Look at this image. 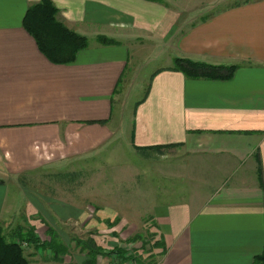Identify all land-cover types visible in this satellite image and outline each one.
Segmentation results:
<instances>
[{
    "label": "crops",
    "instance_id": "0c3cea01",
    "mask_svg": "<svg viewBox=\"0 0 264 264\" xmlns=\"http://www.w3.org/2000/svg\"><path fill=\"white\" fill-rule=\"evenodd\" d=\"M39 1L0 0V226L21 214L70 218L72 209L91 211L80 204L88 198L53 203L33 199L24 187L72 194V161L100 152L123 156L120 85L130 63L145 65L147 56L157 68L124 145L152 161L175 147L178 157L170 156L191 162L193 186L173 184L185 166L154 165L155 181H145L159 244L155 264H253L264 246V0H49L57 20L88 40L69 64L51 63L22 27ZM214 8L221 10L204 14ZM100 36L116 43L101 45ZM175 58L238 68L227 81L189 79L172 70ZM128 164H116L124 173H115L111 185L140 177ZM165 181L178 197L159 200L153 185ZM118 204L100 203L95 216L113 221ZM136 205L129 203L131 211ZM114 228L103 225L91 238L104 250L124 249L129 236L116 237ZM27 251L30 264L63 263L48 251Z\"/></svg>",
    "mask_w": 264,
    "mask_h": 264
},
{
    "label": "rangeland",
    "instance_id": "374dc122",
    "mask_svg": "<svg viewBox=\"0 0 264 264\" xmlns=\"http://www.w3.org/2000/svg\"><path fill=\"white\" fill-rule=\"evenodd\" d=\"M232 1L235 2L236 0ZM232 1H230V3H232ZM239 1L240 0H237L235 3ZM220 10L221 8L209 9L204 14H214ZM199 11L201 13L203 12L202 9ZM204 14H199V17L205 18V16H202ZM144 58L146 60V64L142 66L139 65L140 67H138V65H135L136 62L130 63L125 74V82L122 81L123 83L120 85L121 88L119 87L123 94L124 102V106L120 108V111L125 117V121L122 129L123 133L121 132V136H119L120 140L118 145H122V148L124 149L123 156L117 153H114L111 156L108 152H100L95 154H87V156L89 157L85 160L76 159L72 161V183L73 181H76V183L72 184V191H74L72 192V194L61 193L52 197L53 194L51 192L46 189L37 187V185H25L24 187L26 188V191L28 190L29 193L33 196V199H41V197H46V200L48 202L53 203L57 199L61 200V202H65V204H68L69 202L75 204V202L73 201L74 197L75 199L88 198L90 201L80 202V204L92 206V208H90L91 211H89V209L87 211L86 216H88L86 217L79 213V209H72V216L70 218L57 217L53 213H50V216L43 214V216L37 215L36 217H26L25 215L21 214L19 216H15L10 222L0 226L2 234L7 238V240H11V236L13 238V234L17 227L26 229L28 227H34L36 229V234L39 235V237L45 241L47 240L46 227H51L55 231L58 238L63 242V245L67 248L68 251L67 256L62 257L63 263L61 264H84L83 261L87 258L83 253L78 251V249L80 248L75 247V240L79 239L81 241H87L88 243L89 237L98 234V230H100L103 225L106 226L103 220H100V218L95 216V213H97L96 210H99L100 203L109 206H115L114 208H116L119 205L118 203L121 202L122 209L119 215H116L114 217V219L118 218V222L114 226L115 228L113 229L116 230L115 232L117 233L113 234H116V237L124 239L128 236H140V239L136 240L133 244H128L125 242V245L123 247L124 249H121L125 253L124 256H138L151 263L154 261V259H156V255L152 254V248L153 244L155 243V238L152 237V233L154 231L151 232V229H154V225L152 224V219L149 218V208L151 202L147 198L148 186L146 185L147 182L145 181L147 179L153 180L151 176L153 171L152 167L154 165H156V167L167 165L173 166L174 168L185 166L184 170L176 169L181 173L179 174V176H177V179H174L173 184L175 185L176 183H179L183 186H187V189H189V187L192 188L193 186H191L189 183V175L187 173L191 172L192 166L191 162L186 161V159H182L180 160V162H178L179 159L174 158L178 157L176 151L171 150L175 147L167 149L170 151H165V154H168V158H162L157 156L155 158V161H152L153 157L147 160L146 158H144L145 156H142L143 154L137 153V155H135L133 153L128 152L124 145L125 141L129 142L128 130L132 123L135 107H137V104L141 103L146 97L150 82L154 75V71L157 68L156 63L152 62L153 59L147 58V56H143L141 59L144 60ZM115 106L116 108H119L117 104H115ZM113 146H115L114 143L109 145V149H111V147ZM150 148L153 149L156 147ZM150 148L142 149L141 152H147L146 150ZM153 150L158 151L157 149ZM170 155L176 156L171 158ZM116 159H118V161H116ZM135 162H138L141 165L133 164ZM117 163H124L125 165L129 163L128 165L130 166L136 165L138 173L136 172L137 175L134 178L138 177V174L141 173L139 177L140 179H135L134 184L132 183V181H129L130 184H116L117 182L115 183L114 181V185H111L110 182L115 179V173H124V168H122L120 171L116 170ZM106 166L108 168H106ZM145 172L146 174H143ZM37 174V172L25 173L23 176L35 177L37 176ZM155 177L158 178V175L156 173ZM162 182L164 183V181ZM166 182L167 181H165V184L153 185L155 187L157 186V194L158 196H160L159 200H172L173 197L179 196L169 193V190H171V188H175V186L169 185ZM164 195H166V198L164 197ZM105 198L107 200H104ZM50 199L55 200L52 201ZM118 200L121 201L117 202ZM129 203L134 205H136L137 203V205H139V208H137L136 205V208H133V210L135 211H131ZM50 206H52V203L50 204ZM93 207L95 208V210ZM82 209L86 210L84 206H82ZM130 213L132 214L131 217L133 218H127V215L129 216ZM89 224H92L94 227H89ZM18 242L19 241H17V243ZM102 244L104 246H107L105 242H103ZM110 246H108V250L112 249L109 248ZM22 249L27 255V257L31 256L30 252L27 251V247H22ZM132 252L136 253L133 254ZM116 256H114V254L108 256L110 259H112L110 260L106 258L107 256L101 257L98 255L96 259V264L97 262L98 264H122L121 262H119L121 256ZM127 260L130 261V259H126V261ZM129 264L134 263L130 261Z\"/></svg>",
    "mask_w": 264,
    "mask_h": 264
},
{
    "label": "trees",
    "instance_id": "16d2710c",
    "mask_svg": "<svg viewBox=\"0 0 264 264\" xmlns=\"http://www.w3.org/2000/svg\"><path fill=\"white\" fill-rule=\"evenodd\" d=\"M151 2H162L161 0H146ZM57 8L49 0H41L31 5L23 18L22 27L34 39L38 50L53 64H69L75 60L76 54L88 46L87 38L69 30L64 24L57 20ZM97 42L101 45H111L116 42L105 37H98ZM172 70L181 73L189 79H207V80H230L238 68L237 65L215 66L201 62H195L184 58H175ZM119 85V82H118ZM117 88V86H116ZM158 146L153 149H159ZM170 147V146H168ZM118 218L113 221H106L108 228L114 227ZM47 240L42 241L39 246V238L35 233L34 227H17L11 236V240L2 234L0 227V264H30V260L24 253L20 244H25L27 249L32 248L35 251H48L51 258L58 261L67 256V248L58 238L51 227H46ZM140 236L135 235L126 240V243L133 244L139 240ZM90 243V245H89ZM159 246L157 242L153 244L155 249ZM75 247L83 253L87 259L84 264H96L97 256L105 257L114 254L120 255L123 259H130L134 264H155L156 259L151 262L138 256H124L125 253L118 246H113L111 250H104L95 244V241L89 237L87 241L75 240ZM117 257V256H116ZM125 257V258H124ZM253 264H264V246L259 255L253 259Z\"/></svg>",
    "mask_w": 264,
    "mask_h": 264
},
{
    "label": "built area",
    "instance_id": "2783aa9c",
    "mask_svg": "<svg viewBox=\"0 0 264 264\" xmlns=\"http://www.w3.org/2000/svg\"><path fill=\"white\" fill-rule=\"evenodd\" d=\"M18 244L21 246V248L23 247V248H25L26 247V245L25 244H20V242H18Z\"/></svg>",
    "mask_w": 264,
    "mask_h": 264
}]
</instances>
